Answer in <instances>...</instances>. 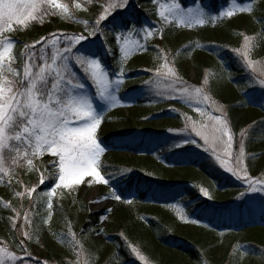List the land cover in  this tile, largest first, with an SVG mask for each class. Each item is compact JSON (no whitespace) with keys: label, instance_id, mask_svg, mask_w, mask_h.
I'll use <instances>...</instances> for the list:
<instances>
[{"label":"rangeland","instance_id":"rangeland-1","mask_svg":"<svg viewBox=\"0 0 264 264\" xmlns=\"http://www.w3.org/2000/svg\"><path fill=\"white\" fill-rule=\"evenodd\" d=\"M192 1L183 4L180 0H176V2L180 3L185 9L199 8L202 5L199 0ZM255 1L252 2V0H250L248 2H239L238 0H231L228 6L222 8L220 12H227L229 9L235 8L237 9V12L234 16H239L241 15L238 11L240 7H251L253 9ZM57 2L68 6L70 18L64 17L60 14V11L56 9V15H46L42 20L38 19L35 22H30V27L27 30L23 28L19 30L14 29L7 34L10 39L17 42L14 49L17 56L27 51L25 45H32L43 37L51 39L52 33H56L60 36L61 40H63L64 35L72 36L83 34L89 36V29L95 25L99 16L104 13V10L110 3L117 2V0H57ZM136 2L137 0H128L127 7L113 10L112 14L109 15L106 20L101 22L96 34L89 36L88 40L82 42L84 51L94 52L92 49H94L97 44H101L99 42L107 41L110 37L113 38L116 49L115 54L111 53V57L114 59V68L113 66L110 68L104 65L103 62L102 66L109 72L110 79L114 80L120 78L123 80V83L119 86V91L116 93L119 103L112 108H109L106 102L100 100L96 95L95 88L90 82L85 81L88 85V92L94 99V107L98 109V112H102V122L97 129L96 138L101 146L105 148V152L100 158V171L101 174L109 180V185L94 183L89 186L87 181L92 178L85 177V182L76 186L75 190L70 191L60 188L57 189L56 194L51 197L53 208L58 206V204H63L60 200L61 198L68 195H75L76 200L81 198L83 202L87 204L89 211L92 213L103 212L101 215V221L98 225L100 231L97 232L94 237L97 241L104 244L102 247V253L99 252V250L96 253L89 250L88 246L84 245L81 237L75 233L72 223L67 224L62 230H51L49 235L46 233L47 243L52 246H63V240L68 242L67 248L72 254H70V259L67 258L65 260V264H77V261H79V264H84L85 261H87V264H126V258L123 253L136 259L134 264H145V262L146 264H218L216 259H214L216 261L213 260L214 254L217 253V255H219L220 253L217 246H213L207 251L200 249L197 254V260H191L189 257L180 254V252H174V249L173 251H169L168 247L165 248L163 244L157 251L155 250L154 254L150 255H144L138 245H135L134 243L130 244L127 241H123L122 244H117V246L111 248L107 246L108 242L106 241L105 230L107 229L109 218L115 212L118 203L121 201H131V203L124 202V205L127 206V204H131L136 208H139L140 206H150L148 202L143 204L133 202L131 199L134 197L121 200L123 198L118 191L119 184L126 183L130 181L133 176H136L137 167L132 165V161L136 159L138 153L130 151H122L118 153L112 152L114 153V157L117 156L118 161L122 163L124 162V164H115L111 149L103 144L102 141L104 135H114L125 132L130 128L138 129L136 124L133 125L128 122V120H130L133 112H136L141 108L138 106V100H142L144 101L143 107H145V110H154L157 108L156 106L162 105L163 107H160L162 108V111L154 113L158 116H153V118L148 119V121L142 122L140 124L141 130H135L133 135L127 136L128 141H133L131 143L134 147L144 140V142H149L152 145L150 148V154H147L142 149H140V151H143L149 157L146 161L147 165L154 163L157 166H163V169H158L159 179L165 183H184L186 186L195 189L199 196L198 201H194L190 198H184V194H181L173 202L166 204L164 207L160 206L157 210H154L156 209L154 207V209L146 207L145 211H151V217L156 220L159 227L165 229L170 237L176 236V238L187 235L196 236L197 234H200L206 239L209 237L211 231L207 229L209 227L208 224L205 222H198L195 216L192 215V212L196 209L198 203H205L208 205L213 204V207L217 210L220 208L226 209V212L233 216L234 223H239L241 218L246 220L244 222L256 220V223L244 225L243 229L242 227L235 228L237 232L234 234H226L224 231L214 233L217 237L216 242L222 250L224 249L222 247H225V245L228 244V248L232 245V243L226 242L229 240L230 236H234V243H238L245 262L249 263L251 261L249 256L256 252L253 250L251 251V248L247 246L245 240L251 238L253 232L261 231L264 236V226H262V229L259 228L261 225L258 221V219L264 218V191L259 190L264 188V184L253 185L258 189L253 192L249 187V181L238 178L236 175H233L232 172L226 171L225 167L221 166L220 160H218L217 156L213 154V147H217V154L220 156L221 160L227 162V167H234L240 172V175H243L244 172H246L251 181H264V156H260L262 158H258L252 168H250V166L247 168L246 160L248 161L251 155L249 152H245L243 163L238 167L235 165V157L238 155L235 148L236 142L238 141L239 146L245 139L246 133L245 131H239L238 134L235 135L232 132L233 121L231 119L232 116L230 115V110L237 111L240 109L237 111L238 115L235 116L238 124L245 119L247 121L251 120L252 124L258 117H264V87L260 86V81L264 80V70L255 66L254 63H252V68H249L245 63L243 56L240 54L247 52L248 59L250 58L249 53L253 44L256 43L261 36L264 38V20L261 27L262 34L259 32H253L252 34L247 35V37L250 38V43L247 49L244 47V36L240 46L229 53L224 47L225 45L209 43L201 39V35L203 34V31L206 30V27L214 24L217 20L211 22L206 18L204 25L201 26L194 24L191 28L179 27L175 24H167L156 14L158 4L154 3L153 0H142L141 2V5L145 7L144 11L149 15V18L145 17L146 21H144L142 27L133 26L132 28L127 29L112 28L111 21L116 17H119L118 19H120V15L129 9L130 6L136 4ZM168 2H170V0H159V3ZM77 3L81 5L80 8L75 7ZM210 14L213 16L217 15L214 13ZM223 17L229 18L227 16H221L220 19ZM85 22H87V25L89 26L88 28L85 27ZM170 25L174 26L177 30H180L181 36L193 37V39L184 41L178 46L180 49L188 52L184 62L180 65L181 69L176 62L179 57L178 52H176L178 50L172 52L171 49L166 50L167 46L162 48V45H157V43L161 41L163 29ZM37 28L39 29L38 31L36 30ZM144 29L152 31L154 36L149 37L145 41ZM215 30L217 29H214V31ZM130 31V39L140 40L146 47L144 49H138L129 45V47L132 48V51L127 58H124L119 51L122 42L118 43L115 40V36L120 35L121 33L128 36ZM137 32L139 35H136ZM176 39H179V37ZM171 44L172 47L178 48L176 47L178 44L177 40L176 42L173 41ZM41 47L42 44H36V47L33 50L38 51ZM77 47H79V45ZM48 51H51L50 46ZM198 52L207 56H215L219 61V68L208 67L203 69L202 74L199 73L195 68L196 66H194V57ZM141 56L147 57V60L150 61L149 66L140 67L134 72L136 75L130 77V69L133 68V65L135 64V58ZM165 62H167L168 67L176 69L180 80L184 82L183 85L179 82L173 84V78H165L163 76L158 77L156 75L157 69H160L162 72L166 71L164 68ZM121 68H123L122 76H120ZM77 71H79V69H77ZM205 78L209 80L208 86L203 85V79ZM218 78L228 83L230 87H232L231 90L238 95L239 101L235 102L237 106L225 104L230 107L226 108L222 103L216 102L210 96L209 86L212 81L218 80ZM182 86L189 87L190 92L195 87H202L204 90L203 95L209 96L210 99L207 102L197 103L194 98L181 97L180 88ZM173 89H175V91ZM240 99H242L241 102ZM217 106L225 107L224 110L229 124V134L233 136V147L231 150L233 156L231 159L223 155V146L213 145L211 141L213 135L212 124L214 122L211 121L209 117L216 116L221 119L225 118L224 113L214 110ZM197 109H199V111ZM114 113H118V116H114ZM193 126L198 130L204 131L205 134L209 136L210 142L208 145H205L200 137L195 136V133L192 131ZM244 129L249 132L246 126H244ZM241 132L244 133L243 138L241 137ZM224 139L226 140L227 137H224ZM191 140H195L196 143H189ZM178 144L179 147H177ZM189 155L197 157L201 156L205 161H210L214 165V169H217L221 174V180H214L195 171L193 173L186 164L178 165L172 163L173 159L180 157L186 158ZM253 157L256 158L258 156L253 155ZM56 159V157L47 153L38 156L34 159V170H28L26 162L23 167L9 168L6 165L5 171L7 174L0 175V185L4 186L7 184L8 186H11L17 183L14 174L18 173V169H20L21 171L26 172H37V191L41 186L47 187L45 191H48L50 190V185L54 186V181L51 177L56 173V169L53 167V161ZM41 174L45 177L44 184L38 183ZM158 177L156 176V178ZM223 180L225 182H230V184L223 182ZM26 188L27 186L25 184L20 183V193H23ZM181 188V186H176L173 189ZM201 189H203L207 195H204ZM113 191L119 193L121 197L120 200L111 198V193ZM36 192L32 194L31 198L26 196L25 201L32 202L35 197H38ZM91 192L94 193L93 196H89ZM105 197L109 198L105 199ZM204 208L205 207L202 206L200 209H197L196 214ZM109 209H111V211H109ZM210 210L212 213L217 212L214 208ZM27 214L29 216V223L25 225L23 218L20 228H23L28 232L33 220V216H31L32 210H27ZM161 233V231H158V234ZM21 237L24 239L22 235ZM27 240L28 239L24 240L25 249H27V245H25ZM112 242L115 243L114 239H112ZM234 243L233 245H235ZM0 247L7 249L13 254L24 257V264H57L55 260H46L43 258V251L36 249L35 244H32L31 246L34 248L35 253L27 249V254L21 252L18 247L13 245L0 243ZM133 248L145 258L144 261H141L137 257L136 253L132 251ZM77 252L80 253L79 256L76 255ZM111 253L113 254L112 257ZM237 262L236 264H239V262ZM5 264H11V261L6 260ZM226 264H228V262H226Z\"/></svg>","mask_w":264,"mask_h":264},{"label":"snow or ice","instance_id":"snow-or-ice-1","mask_svg":"<svg viewBox=\"0 0 264 264\" xmlns=\"http://www.w3.org/2000/svg\"><path fill=\"white\" fill-rule=\"evenodd\" d=\"M153 2L158 4L156 14L163 22L186 28H191L194 24L202 26L206 18L211 22H215L221 16L231 18L237 12V9L231 8L227 12H220L213 16L203 4L199 8L185 9L176 0H170L168 3H159V0H153ZM127 3L128 0L110 3L96 20L95 25L89 29V36L96 34L101 22L106 20L113 10L123 9L127 7ZM75 7L80 8L81 5L77 3ZM56 9L64 17L70 18L68 6L58 3L57 0H0V175L7 174L6 165L9 168L23 167L26 162L27 169L34 170L36 157L45 153L56 157L57 159L53 161L56 173L51 177L54 186L50 185V190L40 193L41 196L48 198L46 201V207L49 210L48 219H51L53 209L51 197L56 194L57 189L73 191L76 186L85 182V177L92 178L87 181L89 186L94 183L109 185V180L100 171V158L105 148L96 138L97 129L102 122V112H98V109L94 107V99L89 94L85 81L91 83L96 90V95L106 102L109 108L119 103L116 93L123 83L120 78L110 79L109 72L102 66V60L95 53L83 50L82 42L89 38L83 34L72 36L62 34L64 38L61 40L60 36L52 33L51 39L43 37L32 45H25L26 52L19 56L15 54L17 42L10 39L7 34L14 29L27 30L30 22L42 20L46 15H56ZM238 11L241 14L251 13L253 9L242 6ZM85 27H89L87 22ZM143 31L145 41L154 36L150 30ZM136 35L139 33L137 32ZM130 36L131 31L128 36L123 33L115 36L118 43L122 42L119 51L124 58H127L132 51L129 45L138 49L146 47L140 40H131ZM244 41V47L247 49L250 38L245 36ZM36 44H42L38 51L33 50ZM240 54L246 65L252 68L247 52ZM164 68L166 71L163 72L157 69L158 77L173 78V84L177 82L184 84L177 75L176 69L168 67L167 62ZM122 75L123 68L120 69V76ZM203 85H209L207 78L203 79ZM260 86L264 87V80L260 81ZM203 91L202 87H195L190 92L189 87L182 86L180 96L194 98L197 103L207 102L210 98L203 95ZM214 110L224 113L225 118L209 117L214 122L212 144L223 146V155L231 159L233 136L229 134L225 110L222 106H217ZM192 131L195 136L204 141L205 145L209 144V136L204 131L198 130L195 126ZM243 136L244 133L241 132V137ZM224 137L227 139L225 140ZM189 143L195 144L196 141L191 140ZM213 154L217 156L226 171L249 181V187L253 192L258 190L253 185L264 184V181H251L246 172L240 175L234 167H227V162L221 160L217 154V147H213ZM244 155L245 149L241 142L234 161L237 167L243 163ZM38 183H45L43 174ZM259 190L264 191V188ZM36 191V187H30L23 193L17 192L16 195L31 198ZM201 191L207 195L203 189ZM108 198L105 197V199ZM111 198L121 199L116 191L111 193ZM124 202L131 203V201ZM48 219L44 222L47 223ZM24 221L25 225L29 223L27 213L24 214ZM12 227L16 228L15 223ZM16 231L24 237L17 241V247L27 254L24 240L31 237L23 228H16ZM132 251L141 261H144L145 258L135 248ZM76 255L79 256L80 253L77 252ZM6 260L11 261V264H24V257L0 247V264H5ZM84 264H87V261Z\"/></svg>","mask_w":264,"mask_h":264},{"label":"trees","instance_id":"trees-1","mask_svg":"<svg viewBox=\"0 0 264 264\" xmlns=\"http://www.w3.org/2000/svg\"><path fill=\"white\" fill-rule=\"evenodd\" d=\"M183 0H180L182 2ZM192 0L183 1V4L191 2ZM196 1V0H193ZM192 1V2H193ZM201 4L207 6L206 10H210V13L218 14L228 6L231 0H199ZM239 2H248L250 0H238ZM255 0H252L254 2ZM142 0H137L136 4H133L129 7L123 14L120 15V19L117 17L111 21L112 28H132L133 26L142 27L146 18H149V15L144 11L145 7L141 5ZM146 17V18H145ZM264 20V0H257L254 3L253 11L251 13H244L239 16H233L231 18L218 19L214 24L208 25L206 30L203 31L201 39L205 42L215 43L225 45L224 47L228 50L229 53L232 50H235L240 46L242 38L244 36L250 35L253 32H259L262 34V22ZM214 29H217L214 31ZM39 30L38 28L36 29ZM213 31V32H212ZM180 30H177L174 26L170 25L163 29L162 38L157 45H162L166 47V50L174 52L178 50L179 57L176 62L178 67L181 69L182 63L187 57V51L180 49L178 46L184 41L193 39L192 36H181ZM179 37V39H176ZM178 44L176 47H172V42L176 40ZM109 40V41H108ZM107 41H101L95 46L94 52L99 58H101L104 65L111 68L113 64V57L111 53L115 54V42L113 38H108ZM202 55V56H201ZM250 60L255 66H258L264 70V38L261 36L259 40L253 44L250 53ZM135 64L133 68L130 69V77L136 75V70L140 67L149 66L150 61L147 60V57H137L135 58ZM193 64V63H192ZM219 61L215 56H207L198 52L194 57V66L202 74L204 68H219ZM110 70V69H109ZM111 72V71H110ZM232 87L220 78L211 82L209 86V94L216 102L222 103L226 108H230L225 105L237 106L235 102L239 101V97L236 93L231 90ZM230 97V98H228ZM242 99H240V102ZM144 101L138 100V106L141 108L136 112L131 114L130 120L128 122L133 125L136 124L138 129L130 128L125 132L118 133V137L115 135H104L103 144H105L109 149H111V154H113L114 163H122L117 160V156L114 157L112 152H133L138 153L136 159L132 161V165L137 167V174L127 183H122L123 186L118 187V191L121 194V197L126 200V198H132L133 202L136 203H149L147 206L136 208L131 204L125 206L124 202L118 203L117 208L113 215L109 218L107 225L106 241L108 242V247L117 246V244H122L123 241L128 243H134L138 245L144 255L154 254L155 250L162 247V244L165 248L168 247L169 251L180 252V254L189 257L191 260H197V254L200 249L207 251L213 246L219 248V255L214 254L213 260L218 264H236L238 261L239 264H264V236L259 232H253L252 237L248 240L247 246L256 252L253 255H250V262H245L242 251L239 248L238 243H234V236H230L229 240L226 243H232L228 248V244L225 245L223 250L220 249L219 244L216 242L217 237L214 233L219 231H224L226 234H234L236 231L235 228H240L246 224L256 223V220H251L246 223H242L243 219L241 218L239 223H234V218L232 215L227 213L226 209H216L213 207V204L208 205L205 203H198L196 209L192 212V215L195 216L198 222H205L208 224V230L211 231L209 237L203 238L200 234L196 236L187 235L179 238L170 237V235L161 229L159 224L154 218L151 217V211H145L146 207L156 208L157 210L160 206L164 207L166 204L173 202L181 194H184V198H190L191 200L198 201V193L195 189L186 186L184 183H165L159 179L158 169H163V166H157L152 163L150 165L146 164L148 160L147 154H150L151 144L149 142H141L136 147L128 141L127 136L134 134L135 130H141V123L148 121V119L153 118V116H158L154 114L156 112L162 111V105L156 106L154 110H145L143 107ZM224 107V108H225ZM240 110V109H238ZM237 110V111H238ZM235 110H230V115L232 116V132L236 135L239 131H245L246 136L242 141L245 152H249L251 157L247 162V168L250 166L252 168L253 164L256 163L260 156H264V117H258L252 124L251 120L247 121L246 119L238 124L237 119L235 118L238 115V112ZM118 113H114V116ZM239 117V116H238ZM237 117V118H238ZM230 118V117H229ZM249 125V126H247ZM244 126L249 130L246 131ZM117 135V134H116ZM240 146V145H239ZM238 141L236 142V150L239 149ZM139 148V149H138ZM140 149L144 150L147 154ZM257 155L258 157H253ZM169 161V160H168ZM172 163L186 164L188 168L194 173L198 172L204 174L214 180H221V174L217 169H214V165L210 161H205L201 156L189 155L186 158H177L173 159ZM114 164V165H115ZM124 164V162L122 163ZM190 174V173H189ZM151 175V176H150ZM156 176L158 178H156ZM16 179L15 184L8 186L7 184L0 185V243L13 245L17 247V241L22 240L21 234L18 233L15 229L20 228L23 221V216L27 213V210H32L31 216H33L32 223L28 229V233L31 239H28L25 245L29 251H35L32 244H35V248L43 251L42 257L46 260H55L57 264H65V260L70 257L72 252L67 248L68 242L66 240L62 241L64 246H52L47 243V235L51 230L64 229L65 226L69 223L73 224L75 233L81 237L85 246H88V249L93 253L101 252L103 243L97 241L94 237L97 232L100 231L98 227L101 221L100 213H92L89 211L88 206L81 198L76 200L75 195H68L61 198L63 204L56 206L51 210L52 216L51 219H48V209L46 207V201L48 198L40 195L42 191H45L47 187L41 186L36 194L38 197H35L34 200L25 201L26 196L19 197L16 195L17 192H20V183L25 184L27 188L36 187L38 181V173L35 171H21L18 169V173L14 174ZM153 178V179H151ZM223 182H225L223 180ZM230 184V182H225ZM176 186H181V189H173ZM202 206L205 208L196 214V210L200 209ZM215 209V213H212L210 209ZM225 210V212H224ZM48 219V222L44 221ZM259 224L264 226V218L258 219ZM15 223L16 228L12 227V224ZM254 226V225H253ZM248 227V226H247ZM255 228V227H254ZM260 229V230H261ZM241 230V229H240ZM158 231H161V234H158ZM47 233V235H46ZM158 234V235H157ZM49 237V236H48ZM114 239L115 243L112 242ZM31 240V241H30ZM233 243L235 245H233ZM106 244V243H105ZM163 246V247H164ZM35 253V252H34ZM109 255V254H108ZM111 253V257H112ZM126 264H134L136 259L129 257L123 253ZM211 257V256H210ZM246 258V257H245ZM70 259V258H69ZM236 261V262H235ZM237 262V263H238Z\"/></svg>","mask_w":264,"mask_h":264},{"label":"bare ground","instance_id":"bare-ground-1","mask_svg":"<svg viewBox=\"0 0 264 264\" xmlns=\"http://www.w3.org/2000/svg\"><path fill=\"white\" fill-rule=\"evenodd\" d=\"M90 195H91V196H93V195H94V193H93V192H91V193L89 194V196H90Z\"/></svg>","mask_w":264,"mask_h":264}]
</instances>
